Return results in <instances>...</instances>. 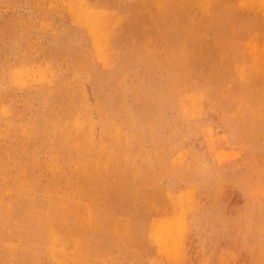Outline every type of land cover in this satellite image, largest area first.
Listing matches in <instances>:
<instances>
[{
    "label": "rangeland",
    "instance_id": "1",
    "mask_svg": "<svg viewBox=\"0 0 264 264\" xmlns=\"http://www.w3.org/2000/svg\"><path fill=\"white\" fill-rule=\"evenodd\" d=\"M0 264H264V0H0Z\"/></svg>",
    "mask_w": 264,
    "mask_h": 264
},
{
    "label": "bare ground",
    "instance_id": "2",
    "mask_svg": "<svg viewBox=\"0 0 264 264\" xmlns=\"http://www.w3.org/2000/svg\"><path fill=\"white\" fill-rule=\"evenodd\" d=\"M91 31H92V30H91ZM96 41H97V40H96ZM166 223H167V222H166ZM162 224H163V223H162ZM164 224H165V223H164ZM170 224H171V223H170ZM174 226H175V225L173 224V226H171V227H174ZM166 228H167V226H166ZM166 228H165V229H166ZM174 228H175V227H174ZM163 230H164V229H163ZM172 230L175 231L174 229H172ZM173 231H172V232H173Z\"/></svg>",
    "mask_w": 264,
    "mask_h": 264
}]
</instances>
